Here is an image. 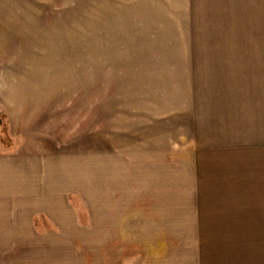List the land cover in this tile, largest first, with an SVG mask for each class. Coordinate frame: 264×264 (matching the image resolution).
I'll list each match as a JSON object with an SVG mask.
<instances>
[{
	"label": "rangeland",
	"instance_id": "374dc122",
	"mask_svg": "<svg viewBox=\"0 0 264 264\" xmlns=\"http://www.w3.org/2000/svg\"><path fill=\"white\" fill-rule=\"evenodd\" d=\"M241 1L0 0L5 32L25 6L36 18L33 80L57 93L43 108L97 100L99 152L121 165L89 195L106 199L73 194L60 223L0 210V264H264V98L249 97L264 70L247 69L264 54V0Z\"/></svg>",
	"mask_w": 264,
	"mask_h": 264
},
{
	"label": "crops",
	"instance_id": "0c3cea01",
	"mask_svg": "<svg viewBox=\"0 0 264 264\" xmlns=\"http://www.w3.org/2000/svg\"><path fill=\"white\" fill-rule=\"evenodd\" d=\"M241 3L238 0L239 8ZM96 7L100 8L94 5ZM25 8L27 15L19 14L15 19L7 17L9 24L12 21L19 24L20 30L16 34L7 33L0 27V57L9 58L5 71L0 66V74L10 73L7 77L0 75V113L4 115L10 136L9 144L2 139L0 141V210L5 213V210L13 209L14 216L19 218L18 225L33 227L39 214H45L51 221L50 217H57L59 223L68 217L67 201L73 194L80 195L82 200L85 197L106 199L89 195L103 193V185L113 184L114 187L116 170L121 165L117 166L116 156L111 152H99L97 100L90 99L93 106L90 113L69 114L66 109L51 112L43 108V101L56 97L57 93L37 92V83L42 82H35L32 76L36 71L33 45L36 18L29 16L28 6ZM167 8L168 12L175 11L172 7ZM102 9L110 8L102 6ZM0 22L4 23V17L0 16ZM15 41L23 43L16 44ZM97 54V50H91L92 66L97 63ZM80 55L66 56L74 58ZM261 55L263 57L258 60H249L247 69L262 67L264 70V54ZM65 64L75 65L71 60ZM258 80L259 84L251 86L253 91L249 97L252 100L264 98V75ZM87 132L91 135L84 136L83 133ZM89 145L96 146L97 150L89 149ZM94 207L103 222L106 219L109 223L116 215L114 212L104 213L100 204H94Z\"/></svg>",
	"mask_w": 264,
	"mask_h": 264
},
{
	"label": "water",
	"instance_id": "95a60500",
	"mask_svg": "<svg viewBox=\"0 0 264 264\" xmlns=\"http://www.w3.org/2000/svg\"><path fill=\"white\" fill-rule=\"evenodd\" d=\"M6 123H5V120H4V117L3 116H0V131H3L4 129H6Z\"/></svg>",
	"mask_w": 264,
	"mask_h": 264
}]
</instances>
